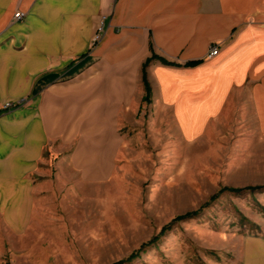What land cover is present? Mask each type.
<instances>
[{"label": "crops", "instance_id": "crops-1", "mask_svg": "<svg viewBox=\"0 0 264 264\" xmlns=\"http://www.w3.org/2000/svg\"><path fill=\"white\" fill-rule=\"evenodd\" d=\"M10 31L3 52L14 56L20 108L11 126L0 110V238L30 223L44 149L58 153L59 172L85 182L112 174L117 119L141 102L152 51L172 64L148 63V99L178 132L195 135L209 118L246 111L264 130V0H0V38ZM16 39L28 40L29 64L15 57ZM212 44L218 53L207 57ZM234 259L264 264V233L240 238Z\"/></svg>", "mask_w": 264, "mask_h": 264}, {"label": "rangeland", "instance_id": "rangeland-1", "mask_svg": "<svg viewBox=\"0 0 264 264\" xmlns=\"http://www.w3.org/2000/svg\"><path fill=\"white\" fill-rule=\"evenodd\" d=\"M11 34L0 38V110L10 126L20 108L14 56L3 52ZM15 41V57L29 64L28 40ZM180 132L144 90L132 117L117 119L121 143L101 182L59 172L58 153L44 149L32 218L24 233L1 236L0 264H114L190 211L122 264H233L240 238L264 233V130L246 111L209 118L195 135Z\"/></svg>", "mask_w": 264, "mask_h": 264}, {"label": "trees", "instance_id": "trees-1", "mask_svg": "<svg viewBox=\"0 0 264 264\" xmlns=\"http://www.w3.org/2000/svg\"><path fill=\"white\" fill-rule=\"evenodd\" d=\"M152 59H158L159 61H161L162 63L164 64H172L171 62L167 61L166 59L162 58V57H159L157 56L153 51L151 53V55L146 58L144 60V62L142 63L141 65V79H142V84L144 86V90H145V93L146 95H148L149 93V85H148V82L146 80V72H145V68L146 66L148 65V63L152 60ZM199 60L197 61H191V62H188L187 64H190V65H194L196 63H198ZM249 189H252V188H249ZM223 191H231V192H238V190H235V189H227V188H221L220 191L218 193H221ZM216 195H213L211 197V199L215 198ZM196 214V211L194 212H187V213H184L182 215H177L175 216L168 224L164 225L159 234L157 236H155L152 240H150L149 242L145 243V244H142L141 247L136 251L134 252L133 254H131L130 256H128L125 260H121V261H118L114 264H122L124 261H128V260H131L132 258H134L138 251L143 249L146 245L150 244V243H153L154 241H156V239L159 237V235H161L166 229H169V227L175 223V222H178V221H181V220H185V219H188V218H191L193 217L194 215Z\"/></svg>", "mask_w": 264, "mask_h": 264}, {"label": "built area", "instance_id": "built-area-1", "mask_svg": "<svg viewBox=\"0 0 264 264\" xmlns=\"http://www.w3.org/2000/svg\"><path fill=\"white\" fill-rule=\"evenodd\" d=\"M24 17V14L19 11V10H16L13 14V19L15 21H19V20H22V18ZM101 32H102V26L100 25L96 31V34L93 38V41L94 42H97L99 39H100V35H101ZM218 46L216 44H212L209 46L208 48V53H207V57H213L215 56L217 53H218ZM13 107V104H9V103H6L5 104V108H10V107Z\"/></svg>", "mask_w": 264, "mask_h": 264}]
</instances>
